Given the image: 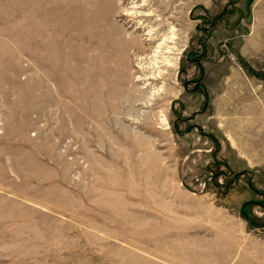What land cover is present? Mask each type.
Wrapping results in <instances>:
<instances>
[{
	"label": "rangeland",
	"instance_id": "1",
	"mask_svg": "<svg viewBox=\"0 0 264 264\" xmlns=\"http://www.w3.org/2000/svg\"><path fill=\"white\" fill-rule=\"evenodd\" d=\"M263 115L264 0H0V264H264Z\"/></svg>",
	"mask_w": 264,
	"mask_h": 264
},
{
	"label": "bare ground",
	"instance_id": "2",
	"mask_svg": "<svg viewBox=\"0 0 264 264\" xmlns=\"http://www.w3.org/2000/svg\"><path fill=\"white\" fill-rule=\"evenodd\" d=\"M126 12H129L128 11V9H126L125 10ZM76 17V16H75ZM77 18V17H76ZM75 23V22H74ZM76 26V25H75ZM117 27V26H116ZM168 30H169V28H168ZM170 32H166V30H164L163 31V33L161 34V36H160V39H162L161 40V42L160 43H155V49H153V51H152V53H154L155 55L154 56H152V59H154L152 62L153 63H155V64H158V60H163V63H164V65L166 66V67H176L177 68V66H178V62H179V55L181 54V51H180V47H179V45L177 46V43H176V41H177V36H178V31H176V29L173 27V26H171L170 27V30H169ZM157 33H158V31H157ZM161 33V32H160ZM146 35H147V33H146ZM147 36H149L150 38L149 39H147V41L149 40V41H154V33L153 34H151V33H149ZM119 41V40H118ZM143 42H142V39H140V36H139V39L137 40V39H132L130 42H127L125 45H137V46H142L143 44H142ZM172 45V46H171ZM42 47V46H41ZM44 48V47H43ZM148 49V48H147ZM156 50V51H155ZM174 51H178L177 52V54H175V57L174 58H171V57H169V55L168 54H170V53H172V52H174ZM45 52V51H44ZM138 56V55H137ZM139 58V57H138ZM152 62H151V65H152ZM144 65V64H143ZM143 65L141 66V68H143ZM151 67H153V72H152V74H155L156 73V75H158V76H160L161 78H163V72H161V71H159L157 68H156V66H151ZM151 67H149V70H150V68ZM145 68V67H144ZM70 70V69H69ZM143 70V69H142ZM146 70V69H145ZM154 77H155V75H152V79H154ZM138 79V78H137ZM146 80V82H147V80H148V78L147 79H144V81ZM164 87V86H163ZM163 87H158V89H152L153 91L151 92V94L149 95L151 98L152 97H154V96H156L157 94H159L160 92H163L164 90H163ZM163 90V91H162ZM166 90V89H165ZM129 94H132L130 91L128 92ZM150 101V100H149ZM164 118V117H163ZM164 120H165V123H166V127L168 128V126H167V121H166V119L164 118Z\"/></svg>",
	"mask_w": 264,
	"mask_h": 264
},
{
	"label": "crops",
	"instance_id": "3",
	"mask_svg": "<svg viewBox=\"0 0 264 264\" xmlns=\"http://www.w3.org/2000/svg\"><path fill=\"white\" fill-rule=\"evenodd\" d=\"M246 106V105H245ZM251 108H252V111L253 110H255L256 111V106L255 105H252L251 106ZM246 110V111H245ZM241 111V113L242 114H247V115H249V114H251L252 113V111L250 112V110L248 109V107L246 106V109H242V110H240ZM263 117H264V115H263ZM244 117H243V115H242V118L241 119H243ZM240 119V120H241ZM252 120H253V118L251 119V120H249V121H246L245 123H244V121L242 122V121H238L237 119L235 120V121H238V122H236V124H233V125H235L236 126V133L237 134H239V135H241V137L244 135V129L246 130V132H247V130L249 131V128H250V122L252 123ZM258 120V121H257ZM256 121L257 122H261V120H260V118H258ZM262 125L264 126V118L262 119ZM238 126H240V127H238ZM242 128V129H241ZM244 128V129H243ZM239 141H242V142H244L245 141V138H242V139H240V140H236V143H240ZM238 146V145H237ZM237 150H238V152H242L243 154H239L240 156V158L241 159H244V158H246V152H247V148H246V151L244 152V148L243 147H241V146H238V148H237ZM242 169L243 170H245V171H247V169H246V167H244V166H242ZM249 171V170H248Z\"/></svg>",
	"mask_w": 264,
	"mask_h": 264
}]
</instances>
